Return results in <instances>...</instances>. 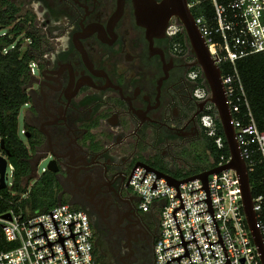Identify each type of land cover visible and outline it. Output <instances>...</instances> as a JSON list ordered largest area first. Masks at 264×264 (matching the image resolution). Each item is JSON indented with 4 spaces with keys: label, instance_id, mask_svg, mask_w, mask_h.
I'll return each mask as SVG.
<instances>
[{
    "label": "flooded vegetation",
    "instance_id": "af4514ba",
    "mask_svg": "<svg viewBox=\"0 0 264 264\" xmlns=\"http://www.w3.org/2000/svg\"><path fill=\"white\" fill-rule=\"evenodd\" d=\"M10 1L34 56L24 131L37 163L52 162L41 175L89 214L103 260L154 264L161 217L141 210L131 178L139 162L177 177L195 164L212 104L195 60L172 46V21L150 39L138 0Z\"/></svg>",
    "mask_w": 264,
    "mask_h": 264
},
{
    "label": "built area",
    "instance_id": "2783aa9c",
    "mask_svg": "<svg viewBox=\"0 0 264 264\" xmlns=\"http://www.w3.org/2000/svg\"><path fill=\"white\" fill-rule=\"evenodd\" d=\"M211 2L215 10L213 20L198 16L196 21L217 62L233 64L234 70L223 74V80L233 112L232 122L250 173L257 164V156L264 161V131L246 98L236 61L264 52V0ZM209 95L206 90H199V97ZM203 123L209 135H216L213 114L206 113ZM216 143L219 148L224 147L222 137ZM230 159L231 155L222 154L214 167ZM13 168L9 163L8 169ZM204 170L207 168L178 178ZM130 185L140 197L142 211L160 209L161 231L154 245V264H262L246 220L235 169L210 174L207 190L201 178L177 187L169 184L166 177L138 166ZM23 197H28V192ZM263 204L264 196H254L264 235V221L260 219ZM8 213L11 218L5 217ZM0 225L6 241L12 245L0 249V264H105L96 254L89 214L69 203L59 202L34 213L11 208L0 214Z\"/></svg>",
    "mask_w": 264,
    "mask_h": 264
},
{
    "label": "trees",
    "instance_id": "16d2710c",
    "mask_svg": "<svg viewBox=\"0 0 264 264\" xmlns=\"http://www.w3.org/2000/svg\"><path fill=\"white\" fill-rule=\"evenodd\" d=\"M189 2H196L192 7L196 17L204 16L208 20H213L215 10L211 0H189ZM19 10L20 7L16 3L0 0V139L4 140L9 163L14 167L12 185L0 187V214L11 208L17 211L23 209L25 213H34L47 210L60 202L58 184L54 177L49 174L36 175L38 158L36 148L30 147L20 136V113L23 106L32 98L31 62L34 56L31 54L32 51L25 47V39L22 37L23 27L16 15ZM178 25V31L171 38L172 46L177 47L180 54L195 60L185 28L180 22ZM37 41L34 37L32 46ZM220 65L224 75L234 70L230 61L222 62ZM236 67L256 122L264 131V52L253 53L238 59ZM193 70L199 71V82L210 92L202 68L196 64ZM208 107L205 114L211 113L215 116L217 132L216 135L211 136L208 130L203 151L200 152L198 149L195 154V162L201 164L199 170L213 167L222 154L227 157L230 155L218 110L214 104ZM218 137L223 139V148H219L216 143ZM257 158V164L250 172L252 192L255 197L264 196V161L260 156ZM190 174L192 173L186 172L182 175L180 171V176ZM27 192L28 197L24 198L23 194ZM260 219L264 221V204ZM10 247L12 245L6 241L0 225V249ZM96 254H98L97 249ZM98 258L103 261L101 256ZM119 264H122L120 259Z\"/></svg>",
    "mask_w": 264,
    "mask_h": 264
},
{
    "label": "water",
    "instance_id": "95a60500",
    "mask_svg": "<svg viewBox=\"0 0 264 264\" xmlns=\"http://www.w3.org/2000/svg\"><path fill=\"white\" fill-rule=\"evenodd\" d=\"M136 8L138 22L147 28V32L152 41L154 37H160L167 33V29L174 18L183 24L190 41L191 51L195 55L194 63L202 68L211 91L210 96L205 98L202 104L205 106L208 103H213L216 106L231 155L228 163L215 166L185 178H178L172 173L155 168L145 162L137 163L136 168L138 166H144L148 170L156 172L158 176L166 177L169 184L177 187L182 182L201 178L207 190L210 174L220 172L224 169H235L239 176L246 220L260 253L262 264H264V235L259 225L257 211L254 208V195L252 192L250 173L237 138L235 126L232 122L233 112L229 104L222 68L217 62L218 58L213 56L207 38L196 21V16L190 6L189 0H138ZM0 148L4 151L0 153V187H7L9 185V159L3 139H0ZM41 163H37L38 168ZM51 163L49 162L48 168H51ZM5 217L11 218V215L8 213Z\"/></svg>",
    "mask_w": 264,
    "mask_h": 264
},
{
    "label": "rangeland",
    "instance_id": "374dc122",
    "mask_svg": "<svg viewBox=\"0 0 264 264\" xmlns=\"http://www.w3.org/2000/svg\"><path fill=\"white\" fill-rule=\"evenodd\" d=\"M178 23V21H177V19L176 18H174L173 20H172V24H171V26H170V29H169V31H170V33L171 34H173L174 32H176L177 30H178V27H179V25L177 24ZM191 60H193V59H191ZM206 91L207 92H209L208 90H207V88H206ZM209 94H211L210 92H209ZM210 96V95H209ZM25 106H23V108H22V110H21V113H20V136L22 137V139L27 143V137H26V135H25V131H24V129H25ZM1 138V137H0ZM201 146H199V150H200V152H202L203 151V143H201L200 144ZM0 153H2V150H0ZM47 166H48V160H44L42 163H41V165L39 166V168H38V173H37V169H36V175L37 176H39V175H41L42 173H43V171L47 168ZM201 166V164H200V162H195V164H193V166L192 167H184V168H182V170H181V172H182V175L186 172V171H188V172H191V173H194V172H196L197 170H199L198 168ZM39 174V175H38ZM8 175H9V186H11L12 185V183H13V171L11 170V169H8ZM159 214H160V209H157L156 210ZM112 247V246H111ZM98 252H100L101 253V250H103L104 249V246L102 245V243L101 242H99V245H98ZM98 256H100L99 254H97ZM104 262H105V264H111L110 262H109V259H107V261L106 260H103Z\"/></svg>",
    "mask_w": 264,
    "mask_h": 264
},
{
    "label": "bare ground",
    "instance_id": "6f19581e",
    "mask_svg": "<svg viewBox=\"0 0 264 264\" xmlns=\"http://www.w3.org/2000/svg\"><path fill=\"white\" fill-rule=\"evenodd\" d=\"M210 93H211V91H210ZM213 104V103H212ZM214 167V166H213ZM213 167H211V168H213Z\"/></svg>",
    "mask_w": 264,
    "mask_h": 264
},
{
    "label": "crops",
    "instance_id": "0c3cea01",
    "mask_svg": "<svg viewBox=\"0 0 264 264\" xmlns=\"http://www.w3.org/2000/svg\"><path fill=\"white\" fill-rule=\"evenodd\" d=\"M38 173V172H37ZM39 175V174H38Z\"/></svg>",
    "mask_w": 264,
    "mask_h": 264
}]
</instances>
